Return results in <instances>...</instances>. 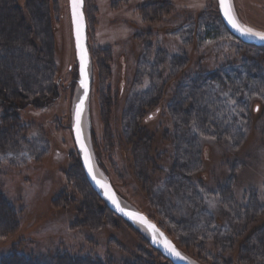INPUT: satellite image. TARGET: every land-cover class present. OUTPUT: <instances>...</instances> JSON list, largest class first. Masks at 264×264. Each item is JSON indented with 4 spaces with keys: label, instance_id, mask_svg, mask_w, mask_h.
<instances>
[{
    "label": "rangeland",
    "instance_id": "rangeland-1",
    "mask_svg": "<svg viewBox=\"0 0 264 264\" xmlns=\"http://www.w3.org/2000/svg\"><path fill=\"white\" fill-rule=\"evenodd\" d=\"M16 1L23 6L24 16L28 19L32 13L24 9L26 1ZM143 1L86 0L83 6L90 55V89L83 114L88 145L102 176L115 184L124 205L147 211L158 219L166 234L192 254L185 253L194 262L212 263L214 259L205 258V253L197 255L189 240L197 236L214 246L217 241L225 242L229 237L228 222L223 214H230L231 219L237 207L222 199L213 188L215 184L226 180L229 174L234 175L229 183L234 192L240 194L252 188L258 191L260 203L264 202V136L259 129L260 123L257 129L252 128L253 123L261 121V112H264V72L242 65L246 61L244 58L262 61L264 46L244 43L232 35L218 14L217 0H171L173 10H187L193 20L183 22L186 16L174 20L170 28L182 22L181 27L162 38L166 42L174 40L184 44L187 61L201 58L204 68L211 73L210 79L199 87L188 81L182 85L179 81L181 99L186 103L188 98H193L197 107L205 108L208 125L224 132V136L218 142L208 137L209 134L204 133L207 124L199 120L198 112L191 110L187 117L175 105L164 110V100H168L174 90L172 84L177 86L174 77L165 84L170 86L169 94L158 101L157 106L163 107L162 114H154L152 121H148L146 115L151 110L143 107L137 112L140 102L137 104L135 93L148 85L153 95L157 73L153 62L145 58L139 62L138 41L133 37L147 26L168 27L163 22L146 21L147 17L141 14L144 11L135 7L137 2ZM231 2L240 23L264 31V0ZM43 5L45 8L40 10L44 14L40 23L34 26L36 41L40 45L48 40L56 62L54 74L60 81L56 86L57 94L51 93L53 96L48 97L49 102L44 106L26 105L18 111L28 125L25 128L33 152L22 146L20 153L0 157L28 160L29 164L20 173L8 170L10 175L0 178L6 200L15 209L18 204L24 207L20 232L13 239L7 236L0 240V250L8 248L3 246L4 243L24 236V244H28L22 249L25 254H34L40 248L54 254L64 245L76 244V248L79 243L85 249L91 247L101 256L130 259L133 255L140 258L148 255L146 259L154 264H167L147 245V235L141 227L130 228L104 213L103 218L99 217L102 221L99 226L77 228L76 224L90 222L89 219L86 220L82 212L77 214L54 205L60 204V200L66 203H79L81 198L88 200L83 193L85 182L73 169L79 155L71 130L72 112L80 87L68 0H46ZM194 47H199L196 53ZM4 56L7 57L0 54V58ZM171 60L165 58V62ZM259 65L263 66L262 63ZM220 67V75L226 79L227 86L213 77ZM261 69L263 71L264 67ZM151 95L139 99L144 101ZM257 106L260 111L256 114ZM2 109L0 105V114ZM136 128L144 129L146 133L158 131L166 140H158L156 135L154 139L139 141L133 138ZM160 148L166 152L162 154ZM173 164L175 172L170 175ZM121 166L125 170L122 171ZM162 174L167 176L165 184L154 187L155 180ZM130 178L136 186L151 184L147 190L152 193L151 202L146 189H132ZM78 183L80 191L74 190L77 189L74 184ZM19 194L22 195L20 201L17 199ZM69 194L74 196L68 198ZM86 240H92L97 246ZM233 250L238 251L235 247Z\"/></svg>",
    "mask_w": 264,
    "mask_h": 264
},
{
    "label": "trees",
    "instance_id": "trees-1",
    "mask_svg": "<svg viewBox=\"0 0 264 264\" xmlns=\"http://www.w3.org/2000/svg\"><path fill=\"white\" fill-rule=\"evenodd\" d=\"M25 1L26 5L24 6V9L28 10L29 13H32L28 19L24 16V10L22 9L23 6L19 5L16 0H0V54L3 53L7 56L0 58V105L3 108L0 114V157L3 155L20 153L23 149L22 146L29 147L31 151L34 149L31 147L32 145L29 146V134L25 128L28 127V125L21 119L18 111L26 105H30L31 107H39V105L40 107L44 106L49 102L48 97H52V94H57L56 86L60 81V77L58 76L56 78L54 74V72H56V62L51 54V45L48 43V40L42 44L40 43V45H38V41H36L38 39L36 34L37 29L34 26L40 23V19L44 14L40 8H45L43 4L46 3V0H41L42 2H39L40 0ZM85 5L86 0H84V6ZM172 5L173 2L171 0H144L143 3L137 2L135 6L138 10H141V12L144 11L141 14H144V16L147 17L146 21L163 22L165 23V26L168 27L160 28V26H147L146 29L142 28V31L139 30L140 33H138L137 36L135 35L136 37L132 36L136 39L135 41H138V46L136 44V47L140 50V53L138 54L139 62H141L140 60L143 58H145V60L148 59V62H153V66H155L154 69L156 70L155 72L157 73V82L155 86L151 84L155 88H153L155 90L153 95L149 92L150 89L148 85L142 86L141 90L143 91L135 93L138 96V99H136L138 102L137 104L140 102L137 112L143 107L151 110L146 115V120L149 119L148 121H152L154 114H162L163 111L161 108L163 107L164 110L167 111L170 109V106L175 105L178 107L181 114H184L187 117L189 116L190 111L193 110L195 113H199H197V115L200 116L199 120L202 122L204 121L207 124L206 132L204 133L209 134L208 137H211L215 142H218L221 140V137L224 136V132L216 131V127L212 126L210 123V125H208L207 110L205 108L203 109V107H197L193 98H188L186 103L181 99L179 92L181 82L182 85L187 81L192 82L195 87H199L202 83L210 79L208 75L211 73H208V70L204 68L201 58L196 57L192 58V61H187V50L184 48V44L174 42V40L166 42L162 38L167 34L170 35L171 32L181 27L182 22L178 23L175 27L170 28V25L174 24V20L176 21L181 18L184 19L185 16L186 18L183 22L193 20V18H190V14H188L187 10L181 11L177 9L175 11L173 10ZM198 17L199 15H197L196 18ZM45 27L47 28L48 26L46 25ZM262 48L264 49V47ZM197 49H199V47H194V52L195 50L197 51ZM12 56L16 58H12ZM167 57L172 60L170 62H165V58ZM14 59H18V61H15ZM107 59L110 60V58ZM243 61L245 62L242 63V65L247 64L250 65L251 69H258L259 72H264V70L262 71L261 69L264 67V58L262 61H259L257 58H244ZM260 63H262L263 66L260 67ZM220 69H222V67L217 69L218 74H215L213 77L216 78L221 85L227 86L226 79L220 75ZM136 76L138 81L139 74L136 73ZM164 76L167 77L164 78ZM172 77L175 78L174 82L177 86L175 87V84L173 83L171 88L174 86L173 88L176 91L173 90L168 100H164L163 107H158V101H162L163 98L169 94L168 91H170V86L167 87L165 84ZM134 81H136V79ZM138 83L140 82L138 81ZM143 95L146 97L148 95L151 96L149 99L141 101L139 97ZM255 111L257 114L260 111V108L257 106ZM261 113V121L253 123L252 128L257 129L260 123L261 126L259 129L264 136V112ZM248 123L246 125L247 130L249 128ZM172 131L175 133L174 129H172ZM133 134V138L139 141L144 138L150 140L154 139L156 138V135L159 136L158 140H161V138L166 140L163 133H159L155 130L146 133L144 129L136 128L134 129ZM161 151L162 154L166 152L164 148H160V152ZM27 161L28 160L23 161L9 156L6 158H0V178L1 176L6 177L10 175L8 170L20 173L23 169H27L29 166ZM75 161L73 169L78 171L77 173L85 182V192L83 193L88 201L81 198L79 203L75 202V204L71 203V201L66 203L60 200L58 201L60 204H54L56 205L55 207H57V209L64 207L65 210H72L77 214H81L82 212L85 215L86 220L89 219L90 222L80 223L79 225L76 224L77 228L86 227V229H89L94 228L95 225L99 226L102 222L99 217H102L104 213H106L109 218H117L126 223L128 227L135 228L108 208L106 203L99 197L98 193H96L87 182L79 157ZM162 167L164 168L165 166ZM120 169L122 171L125 170L122 166ZM173 172H175L174 164L172 165L169 174L171 175ZM163 175L164 174L155 180L156 183L154 187H159V185L162 186L165 184L164 179H166L167 176ZM126 176L129 177L127 174ZM233 176L234 175L229 174L226 180L216 183L213 187L222 199L224 198V200L234 203V206L236 205L237 207L236 214H234L235 216H232L231 219H229L231 216L230 214H223V218L228 222L227 226H229V237L227 241H217L214 243V246L209 243L207 244L204 238H199L197 236L191 237L189 241H191V244L196 248L197 255L202 256L204 255L203 253H205V258L212 257V259H214L212 263L204 264H232L233 261L235 264H264V202L260 203L261 201L257 199L258 191L252 188L240 194L234 192L229 185ZM200 181L202 180L200 179ZM110 182L119 195L115 184L112 181ZM129 182H131L130 185L132 186V189L133 187L137 190L140 189L141 191L142 189L143 191L146 189V194L148 193L147 190L151 187V184L147 186L145 184L136 186L132 178L129 179ZM2 186L3 183L0 180V240H4V237L7 236L13 239L12 237L18 234L21 230L20 217L23 216L24 207L18 204L15 209V207L4 197ZM74 186L77 188L74 190H79V183L74 184ZM149 195V202H151L152 193H148V196ZM70 196L73 197L74 194L67 195L68 198H70ZM17 197L20 201L22 195L19 194ZM18 210L22 211L19 212ZM142 212H145V214L162 229L164 228L158 219L150 216L149 212L144 210H142ZM163 230L167 233L165 229ZM170 238L181 250L183 249L181 245L179 246L176 243L174 237L170 236ZM25 240V237L21 236L20 238L16 237V239L9 241V243H4L3 246L6 247L7 245L8 248L0 250V264H154L149 259H146L149 258L148 255L141 256V258L133 255L130 259H127L126 257L113 258L109 256H101L91 247L85 249V247H81V244L79 243L76 248L74 247L76 244L68 246L64 245L61 250L54 254L48 253L46 248H40L36 252L34 251V254H25L22 250L27 248L28 245L24 244ZM86 241H88L90 245L97 246L92 240ZM146 243L152 251H155L160 257L164 258L157 250L149 245L147 238ZM234 247L238 250L237 252L233 250ZM183 252L189 256L192 255L185 250ZM164 259L165 263L171 264L166 258Z\"/></svg>",
    "mask_w": 264,
    "mask_h": 264
},
{
    "label": "water",
    "instance_id": "water-1",
    "mask_svg": "<svg viewBox=\"0 0 264 264\" xmlns=\"http://www.w3.org/2000/svg\"><path fill=\"white\" fill-rule=\"evenodd\" d=\"M230 3L232 5L231 0H230ZM68 6H69L71 28H72V37H73V42H74L75 57L77 61V71H78V77H79L78 82H79V87H80V92L77 96V99L73 107L71 130H72L75 148L78 152L80 164H81V167H82V170H83V173L85 175L87 182L89 183L91 188L96 193H98L99 197L106 203V205L112 212H114L117 216L122 218L124 221L130 223L132 226L141 227V229H143L147 235L149 245L155 250H157L171 264H198L194 262L190 257H188L174 243V241L166 234V232L162 230L161 227H159L153 220H151L144 212L124 205L120 196L118 195L113 185L111 184V182L104 176H99L97 174L96 168H95L94 155L92 153L90 146L86 142V139L84 138V132L82 129V119H83V114L86 108V100H87L89 89H90V55H89V51L87 47L86 20H85V15L83 11L84 0H82V3L80 4V7L77 10L78 14L82 13V20H79V31H80L79 46H78V41H77L78 18H74L73 16L71 0H68ZM217 8H218V13L220 15V18L224 26L232 35H234L235 37H237L240 41L244 43L252 44L256 46H264V40L242 35L239 31H237L231 26V24L228 22V20L225 18L224 14L220 10L219 0H217ZM81 50H83L85 54L84 56V75L83 76L81 74V59H80ZM82 79L85 81L86 87L82 86L81 84ZM78 106H79V115H77ZM77 130L79 131V135L77 134ZM81 145H83V148L81 147ZM85 152H87L88 157H89V161L87 165L85 163ZM89 165L92 167L91 174L88 171ZM93 176H95V179H93ZM97 181H100L102 184L107 185V191L110 193L111 196L115 198L116 204H114L113 201L109 199L108 195H105V188L101 187L100 184L97 183ZM117 204L124 211L118 210ZM129 213L134 214V215H129ZM140 217L144 218L143 221L140 219ZM149 225L154 226L155 232L153 228L149 227ZM154 235L156 239L155 243L153 242ZM164 240H167L168 242H170L172 247L175 248L176 252H178L180 255L176 256V255H173L171 252H169L164 247V243H163Z\"/></svg>",
    "mask_w": 264,
    "mask_h": 264
},
{
    "label": "snow or ice",
    "instance_id": "snow-or-ice-1",
    "mask_svg": "<svg viewBox=\"0 0 264 264\" xmlns=\"http://www.w3.org/2000/svg\"><path fill=\"white\" fill-rule=\"evenodd\" d=\"M81 3H82V0H71L72 9H73V16H74V18H78V23H77L78 46H79V39H80L79 20H82V13L78 14L77 10L80 7ZM219 7H220V10L222 11V13L224 14L225 18L231 24V26L234 29H236L237 31H239L242 35H246L249 37H254V38L264 40V31L254 30L252 27L245 26L238 21L237 17L234 14L230 0H219ZM84 56H85L84 51L81 50L80 59H81V74H82V76L84 75ZM81 84H82V86L86 87L85 81L83 79L81 80ZM77 115H79V106H78ZM77 134L79 135L78 130H77ZM81 147L83 148V145H81ZM88 161H89V157H88L87 152H85V163H86V165L88 164ZM88 171L90 174L92 173V167L90 165L88 166ZM93 179H95V176H93ZM97 183L100 184L101 187L105 188V195H108L109 199H111L113 201V203L116 204L115 198L113 196H111L110 193L107 191V185L102 184L100 181H97ZM117 208L120 211H124L122 208L119 207L118 204H117ZM129 215H134V214L129 213ZM140 219L143 221L144 218L140 217ZM149 227L153 228V230L155 232L154 226L149 225ZM153 242L154 243L156 242L155 235L153 237ZM163 243H164V247L169 252H171L173 255H176V256L180 255L178 252H176L175 248L172 247L170 242H168L167 240H164Z\"/></svg>",
    "mask_w": 264,
    "mask_h": 264
},
{
    "label": "bare ground",
    "instance_id": "bare-ground-1",
    "mask_svg": "<svg viewBox=\"0 0 264 264\" xmlns=\"http://www.w3.org/2000/svg\"><path fill=\"white\" fill-rule=\"evenodd\" d=\"M238 18V17H237ZM84 118V117H83ZM82 129H83V132H84V138L86 139V142L88 143V131H87V128L84 124V119H82ZM95 159V158H94ZM95 168H96V172L99 176H102L100 170H99V167L97 166L96 162H95ZM114 187V186H113Z\"/></svg>",
    "mask_w": 264,
    "mask_h": 264
}]
</instances>
